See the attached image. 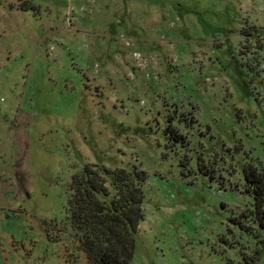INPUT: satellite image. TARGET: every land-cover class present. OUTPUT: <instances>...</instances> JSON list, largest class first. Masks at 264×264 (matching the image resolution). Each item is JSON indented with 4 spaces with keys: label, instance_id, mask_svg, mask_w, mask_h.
Masks as SVG:
<instances>
[{
    "label": "rangeland",
    "instance_id": "obj_1",
    "mask_svg": "<svg viewBox=\"0 0 264 264\" xmlns=\"http://www.w3.org/2000/svg\"><path fill=\"white\" fill-rule=\"evenodd\" d=\"M86 163L145 172L131 264H264V0H0V264H90Z\"/></svg>",
    "mask_w": 264,
    "mask_h": 264
},
{
    "label": "trees",
    "instance_id": "obj_2",
    "mask_svg": "<svg viewBox=\"0 0 264 264\" xmlns=\"http://www.w3.org/2000/svg\"><path fill=\"white\" fill-rule=\"evenodd\" d=\"M243 172L245 191L253 196L257 211H262L264 166L246 164ZM144 181L145 172L135 167L127 170L89 163L72 175L66 218L90 264H131L143 218Z\"/></svg>",
    "mask_w": 264,
    "mask_h": 264
}]
</instances>
